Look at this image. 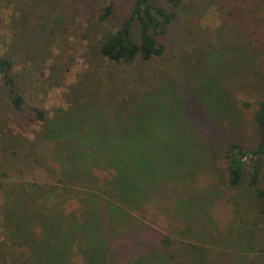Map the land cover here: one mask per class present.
Segmentation results:
<instances>
[{"label": "rangeland", "instance_id": "rangeland-1", "mask_svg": "<svg viewBox=\"0 0 264 264\" xmlns=\"http://www.w3.org/2000/svg\"><path fill=\"white\" fill-rule=\"evenodd\" d=\"M56 1L63 8L60 10L65 11L63 22L69 29L60 31L53 20L60 10L50 16L51 12L38 6L36 13H48L50 17L47 31L34 17L27 30L31 41H26V45L17 43L23 59L15 73L26 96L23 108L11 104L5 92H1L0 81V125L5 130L34 138L38 124L32 123L30 106L39 102L53 115L66 106L69 94L77 93L82 84L92 87L100 81L104 92L117 93L116 96L128 89L150 91L153 86H160L162 92L153 89V97L148 98L159 113L154 116L153 111L145 110L140 115L147 118L141 122L133 119L121 125L120 120L128 115L121 111L133 108L122 109L115 105L114 98L103 97L105 109L100 108L97 114L104 120L102 124L86 110L85 119L65 129L56 140L87 148L81 151L72 145L79 153L81 173L87 171L90 177L86 187L71 191L65 201L51 202L45 197L46 208L60 204L64 215L80 223L88 219L87 209L97 208L101 212L103 221L90 227L85 236L92 242L86 249L88 258L98 264H264V217L252 212L247 187L230 188L221 175L207 170L208 144L216 135L236 132L250 145L255 143L246 112L238 109L235 117L213 105L210 113L195 97L212 86L223 87L234 96L232 82L238 66L236 58L241 52L235 42L245 39V31L223 22L220 0H184L162 57L117 65L100 56L97 46L105 34L129 15L131 0H115L113 13L104 21L97 14L107 0ZM74 2L84 14L82 24L80 18L71 24ZM22 8L21 4L0 5L1 54L15 49L11 27ZM89 23L93 28L89 31L91 39L87 40L82 35ZM50 28H54L56 35L49 34ZM21 31L20 28L19 35ZM33 42L32 53L22 52ZM208 59L216 71L205 69L209 67ZM226 77L228 85L224 83ZM200 85L199 93L192 90ZM164 90L169 91L163 93ZM235 90L244 93L243 89ZM94 141H110L117 146L95 155L87 146ZM37 144L27 150L33 157L26 160L0 151V180L5 186L0 196V213L15 183L34 179H39V183L55 182L50 178L54 176V166L48 161L44 145ZM260 168L264 178V162H260ZM211 174L215 178L211 179ZM110 203H116L119 211L111 212ZM167 236L172 238L171 242L166 241ZM0 244L9 250L10 256L16 254L21 258L14 242L1 231V224ZM86 247L85 241H81L79 249ZM73 261L87 264L81 253L74 255Z\"/></svg>", "mask_w": 264, "mask_h": 264}, {"label": "trees", "instance_id": "trees-1", "mask_svg": "<svg viewBox=\"0 0 264 264\" xmlns=\"http://www.w3.org/2000/svg\"><path fill=\"white\" fill-rule=\"evenodd\" d=\"M164 1L162 4L152 0H131L129 15L99 41L97 50L100 56L117 65L132 64L139 59L151 61L162 57L166 53L167 37L178 20L179 8L184 3V0ZM12 3L17 7L21 4L24 8L21 9V15L14 20L15 23L11 27L14 51L0 53V81L1 92H5L15 108L21 109L25 106L26 96L20 88L15 73V67L23 59L17 43L26 45V41H31L27 30L28 24L34 17L37 18L38 24L43 26L41 28L47 31V20L50 17L48 13H36L38 6L51 12L50 16L55 12L57 14L62 7L56 0H0V5L3 4L5 7H11ZM218 4V7L223 10V22H230L231 26L247 34V36L244 35L245 39L238 38L235 42L236 46L240 45L241 52L236 58L238 66L234 71L235 80L232 82L234 96L218 86L204 89L201 96L194 95L210 113H213L211 112L213 105L223 108L225 112H232L235 117H238V109L246 112L247 124L254 133L255 143L250 145L236 132L216 135L217 138L208 144L209 167L207 170L221 175L230 188L246 186L250 195L249 203L252 212L264 217V178L260 168V162H264V0H220ZM114 6L115 0H107L106 5L97 14V18L100 21L107 20L113 13ZM71 10V24H76L78 18L82 24L84 14L81 13L79 5L74 2L73 5L71 4ZM64 15L65 11L60 10L53 20L58 23V29L65 32L69 26L64 25ZM20 28L21 35H19ZM92 28L93 24L89 23L86 33L82 35L83 39H91L89 31ZM53 30L54 28H50L48 31L50 35H56V31L53 33ZM70 33L76 35L75 30L70 29ZM34 45V42L31 43L22 52L32 53ZM208 62L209 67L205 69L215 70L212 60L208 59ZM228 81L226 77L224 83L228 85ZM91 86L82 84L77 93L72 91L66 99V106L62 110H56L53 115H49L47 109L42 108L39 102L32 104L30 106L31 120L32 123L38 124L36 135L32 139L15 135L13 131L5 130L0 125L1 152L5 150L3 152L20 155L23 160H26L33 157L31 152L27 151L34 148L33 144H43L48 161L54 166L52 168L54 176L50 178L55 179L54 183H39V179L17 182L11 189V193L5 197L0 213L1 231L14 242L20 251L21 258L18 259L16 254L10 256L9 250L6 249V251L0 244V264H75L73 256L80 253L83 254L87 264H98L96 260L88 258L86 249L90 248L92 242L85 239V236L89 234L90 227L97 226L103 221L101 212L97 208L87 209L88 219L80 223L64 215L59 208L60 204L58 207L54 204L49 210L44 204L45 197L51 202L65 201L71 191L86 187V181L90 177L87 171L81 173L82 168L78 165L79 153L77 149L72 148V145L75 148L80 147L81 151L87 148L84 145H71L63 139H56L75 121L85 119L86 110L95 114L98 124H102L104 120L97 114L101 109H105L103 97L114 98L115 105L122 109L130 106L133 108L131 111H121L128 114L120 120L121 125L129 124L133 119L143 121L147 118L143 116L146 111H153L156 116L159 110L153 108L156 104L149 102L148 98L153 97V89L160 90L161 87L153 86L150 91L145 88L142 91L128 89L116 96L117 93L104 92L100 81ZM235 87L238 90L243 89L246 94L237 92ZM201 88L202 85L192 90L199 93ZM168 91L164 90L163 93ZM139 106H142V109L138 111ZM141 113L143 115H140ZM87 146L91 149V153L100 155L117 145L110 141H94ZM210 177L215 178L214 174ZM2 182L0 180V196L2 188L4 190L5 187ZM110 208L113 210L111 212L119 211L116 203H110ZM177 213L179 216L182 214ZM171 239L169 236L166 237V241L171 242ZM83 240L87 247L79 249ZM9 248L13 249L10 246Z\"/></svg>", "mask_w": 264, "mask_h": 264}]
</instances>
